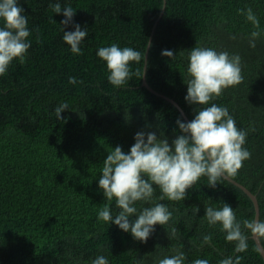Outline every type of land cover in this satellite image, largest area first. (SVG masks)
<instances>
[{"label":"trees","instance_id":"1","mask_svg":"<svg viewBox=\"0 0 264 264\" xmlns=\"http://www.w3.org/2000/svg\"><path fill=\"white\" fill-rule=\"evenodd\" d=\"M54 2L19 0L32 47L23 63L14 60L0 77V264H91L98 255L110 264H156L177 249L185 252L186 264H218L229 255L242 256L241 264H264L251 236L247 251L234 254L235 242H226L219 226L204 219L205 206L223 202L238 219H254L250 198L227 179L213 189L201 177L183 201H162L172 218L156 225L146 243L97 220L106 203L98 176L107 152L116 145L127 152L138 131L163 132L171 142L176 119L187 121L161 95L193 118L184 80L187 53L196 46L241 57L243 80L212 102L227 107L237 126L248 130L244 146L251 157L231 179L256 196L264 220V34L249 47L247 35L257 29L237 11L251 7L264 29V0H60L76 10L75 23L87 26L82 55L62 41L64 17L51 12ZM147 41L145 81L157 94L142 85L143 62L132 65L140 76L114 88L97 49L118 43L146 51ZM162 50H172L175 58L162 56ZM70 76L83 83L69 84ZM62 102L69 109L59 121L54 109ZM154 195H161L159 188ZM206 233L213 235L212 247L200 246Z\"/></svg>","mask_w":264,"mask_h":264},{"label":"clouds","instance_id":"2","mask_svg":"<svg viewBox=\"0 0 264 264\" xmlns=\"http://www.w3.org/2000/svg\"><path fill=\"white\" fill-rule=\"evenodd\" d=\"M49 7L53 14L62 13L64 17L59 22L62 41L72 54L82 55V45L89 34L87 26L82 27L73 21L76 10L70 3L62 6L60 0H55ZM237 11L257 29L247 35L249 47L255 48L264 29H260L259 19L251 7ZM24 13L19 0H0V77L8 73L14 60L23 63L32 47L29 39L32 29ZM68 26L74 30L65 31ZM230 38L236 39V36ZM147 45L150 46V41ZM96 55L105 62L107 80L114 88L129 85L134 76L141 75L138 70H133L134 63L143 62L144 72L145 49L140 51L112 43L99 47ZM161 55L175 58L172 50H162ZM187 59L184 100L194 106L193 118L187 122L176 119L171 142L163 132L159 135L156 131L136 132L134 143L127 152L120 145L107 152L98 176V189L102 190L106 203L98 211L97 220L108 227L116 225L142 243L156 232V225L164 226L172 218V211L162 201H183L188 190L201 177H207L206 185L214 189L219 180L235 177L243 161L251 157L244 146L248 130L237 126L227 107L212 102L225 89L243 80L240 55L215 47L196 46L187 53ZM68 83L75 85L83 81L70 76ZM67 109L69 105L66 102L60 103L54 109L55 118L63 121L65 118L61 113ZM156 188L160 190L159 197L154 195ZM113 202L118 210L115 215ZM198 211L196 206L195 213ZM204 219L210 227L219 226L226 242H235L234 254L247 251L250 236L264 243V220L238 219L228 203L223 202L220 207L205 206ZM205 245L213 246L211 233L202 234L200 246ZM255 251L260 253L261 248L257 246ZM242 259L240 255H229L218 264H241ZM186 261L185 252L177 249L174 255L157 258L156 264H186ZM91 264L110 262L107 256L98 255ZM192 264L210 262L208 259H196Z\"/></svg>","mask_w":264,"mask_h":264},{"label":"water","instance_id":"3","mask_svg":"<svg viewBox=\"0 0 264 264\" xmlns=\"http://www.w3.org/2000/svg\"><path fill=\"white\" fill-rule=\"evenodd\" d=\"M164 6L165 5H163V7L161 8V12H160L158 18L156 19V22L159 20L160 16L162 15V13L164 11ZM156 22L154 23L153 27H155ZM149 40H150V38H149ZM147 49H148V45H147V48H146V58H147ZM142 85H144L146 88H148L153 93L157 94L152 88H150L148 86L147 82L145 81V72H143V75H142ZM161 96L163 98H165L166 100H169L180 111V113L182 114L183 118L186 121H189L188 118L183 113L182 109L179 107V105L174 100H172L171 98H169L167 96H164V95H161ZM227 180L232 182L233 184H235V186L239 187L250 198V200L252 201V204H253V208H254V219H259V209H258V203H257L256 196L251 191H249L246 187H244L242 184L232 180L231 178H228ZM252 238H253L256 246H259L261 248L260 255L262 256V258L264 260V249H263V247L261 245V242L258 241L257 239H255V237H252Z\"/></svg>","mask_w":264,"mask_h":264}]
</instances>
